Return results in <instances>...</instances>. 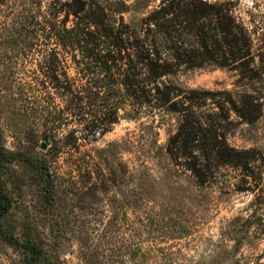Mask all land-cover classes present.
I'll return each instance as SVG.
<instances>
[{"label":"rangeland","instance_id":"374dc122","mask_svg":"<svg viewBox=\"0 0 264 264\" xmlns=\"http://www.w3.org/2000/svg\"><path fill=\"white\" fill-rule=\"evenodd\" d=\"M72 1L44 0L42 11H61L63 18L65 3ZM86 1L100 5L97 11L103 9L111 26L126 30L138 27L162 0ZM213 1L234 7L251 34L260 65L264 0ZM30 2L10 0L0 7V179L12 201L8 223L19 236L24 227L42 238L47 251L42 264H101L108 258L114 262L106 264H264V233L252 230L238 249L230 238L235 218L248 216L254 199L252 192L225 185L229 179L239 180V173L229 171L225 183L202 186L181 161L170 157L167 147L180 123L178 113L137 112L127 105L105 134H88L77 127V156L57 152L53 141L38 137L41 125L31 108L41 88L47 47L42 40L28 38L17 18ZM260 67L254 77L205 66L182 68L167 79L184 89L227 91L236 99L250 96L260 117L248 123L232 113L234 124L226 140L238 149L264 153V65ZM73 126L77 125L66 128ZM41 157L50 161L57 175L54 201L45 195V180L36 167ZM75 158L87 162L82 163L87 168L78 169ZM125 248L128 254L122 259ZM23 259L22 249L0 239V264H21Z\"/></svg>","mask_w":264,"mask_h":264},{"label":"trees","instance_id":"16d2710c","mask_svg":"<svg viewBox=\"0 0 264 264\" xmlns=\"http://www.w3.org/2000/svg\"><path fill=\"white\" fill-rule=\"evenodd\" d=\"M7 1L0 0V7ZM30 1L17 18L28 38L42 40L47 47L41 88L31 108L41 125L39 138L53 141L57 152L77 156V127L88 134H105L127 105L137 112L178 113L180 123L167 147L172 160L181 161L202 186L223 184L227 172L236 171L239 180L229 179L225 185L254 194L248 216L236 217L231 227L235 249L251 238L252 230L264 233V153L238 149L226 140V131L234 124L232 113L251 123L260 117V108L248 95L236 99L227 91L184 89L167 79L182 68L205 66L234 69L244 77L259 73L264 60L259 56L256 65L251 34L231 4L162 0L138 27L123 30L106 22L103 9L97 11L100 5L86 0L66 2L63 18L61 11L43 12L44 0ZM52 43L55 48L50 49ZM71 124L77 126L67 130ZM74 161L78 169L87 168L78 158ZM36 167L45 180V195L54 201L59 182L52 164L41 157ZM11 209L0 179V239L24 251L21 264H42L47 259L42 238L24 227L19 236L7 220ZM127 254L125 248L120 256Z\"/></svg>","mask_w":264,"mask_h":264},{"label":"water","instance_id":"95a60500","mask_svg":"<svg viewBox=\"0 0 264 264\" xmlns=\"http://www.w3.org/2000/svg\"><path fill=\"white\" fill-rule=\"evenodd\" d=\"M41 148H42L43 150L47 148V144H46V142H45V141H44V142H42V144H41Z\"/></svg>","mask_w":264,"mask_h":264}]
</instances>
